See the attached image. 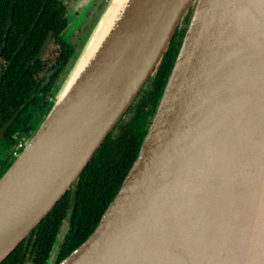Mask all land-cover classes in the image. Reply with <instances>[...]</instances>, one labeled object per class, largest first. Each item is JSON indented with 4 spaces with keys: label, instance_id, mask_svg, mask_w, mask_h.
<instances>
[{
    "label": "water",
    "instance_id": "water-1",
    "mask_svg": "<svg viewBox=\"0 0 264 264\" xmlns=\"http://www.w3.org/2000/svg\"><path fill=\"white\" fill-rule=\"evenodd\" d=\"M191 7L134 162L56 264H264V0H108L0 175V264L72 188L58 248L76 179Z\"/></svg>",
    "mask_w": 264,
    "mask_h": 264
},
{
    "label": "trees",
    "instance_id": "trees-1",
    "mask_svg": "<svg viewBox=\"0 0 264 264\" xmlns=\"http://www.w3.org/2000/svg\"><path fill=\"white\" fill-rule=\"evenodd\" d=\"M13 1V21L21 25V22L16 20H21L20 11L23 6V0ZM42 1H39V4L44 7V10L40 12L41 17L39 21L33 24L38 8L36 6L33 8L31 2L27 6V12H24V16H27V21H23L26 23V29L35 25L30 35L34 37L38 46L43 36H45L47 29L54 25L61 28L60 23L62 25V21L60 22L61 10L58 4L55 2L53 6L51 0H45V4L43 5ZM8 7L9 0H5L2 9L4 12L3 17L7 16ZM188 17L186 18L189 19ZM184 30H179L181 35H183ZM179 32L177 31L174 34L168 48L148 78L144 86L145 89L140 91L128 111L107 135L76 179L74 185L75 198L68 217V228L64 233L62 241L58 244L55 254L57 258L55 260L57 261L55 264L84 242L94 230L134 162L142 138L161 95L167 75L172 67L175 54L179 48L177 36ZM9 45L10 40H7L5 47L8 50L6 53L8 59L9 55L11 56L10 48L11 51L15 49L14 46L9 47ZM64 52L66 53L65 50ZM18 57H20V54L15 56L14 60L10 62L11 64L0 84V128L19 110L21 103L28 99L37 90V86H39V81L36 78V67L39 64L37 66L29 64L28 69L22 73L24 65L16 62V60L19 61ZM31 59L33 57L30 54L28 56V63ZM15 63L19 64V66H16ZM39 100V98H35L32 104ZM29 107L30 105L24 110L19 111L7 128L4 139L6 136L7 138L10 137L15 131L21 130V128L23 132L29 131L27 125L31 117ZM7 166L8 164L4 166L3 171ZM3 171L0 172V175ZM71 195L72 188L61 197L51 211L29 233L27 242L22 241L1 264H21L25 257L31 259L33 264H45L57 240L56 235L59 232L60 226L66 218ZM33 235L35 239L32 240Z\"/></svg>",
    "mask_w": 264,
    "mask_h": 264
},
{
    "label": "flooded vegetation",
    "instance_id": "flooded-vegetation-1",
    "mask_svg": "<svg viewBox=\"0 0 264 264\" xmlns=\"http://www.w3.org/2000/svg\"><path fill=\"white\" fill-rule=\"evenodd\" d=\"M4 1L5 0H0V84L2 82L3 76L8 70L9 65L11 64L10 62L14 60L15 56H18L20 54V57L17 58L19 61L16 60V62L24 65V69L23 71H21L22 73H24L28 69L29 64H31L32 66H37L39 64V66L36 67V78L39 81V86H37V90L28 99L24 100L19 106L20 109V107L24 104L22 109L20 110L22 111L28 105H30L28 109L29 112H31V117L29 119V123L27 124L29 131L23 132L21 128V130L12 133L10 137H5L4 140L7 146L5 145L4 141L0 145V172L3 171L5 165H9L8 162L12 158L11 155L21 149L19 148V144H22L23 147L26 139L30 138L35 133L47 110L50 108L51 103H53L56 90L60 86L63 78L65 77L68 69L73 62L74 57L78 53L83 40L87 36L85 32H87V30H90L93 19L100 10V6L103 4V2H106V0H51V4L54 6L56 2L61 10L60 22L62 21V25L60 23L61 28L57 27V25H54L53 27L47 29L45 36H43L42 41L38 46L35 42L34 37L30 35L33 26L35 25H32L29 27V29H26V23H24L23 21H27V16H24V12H27V6L30 2L32 3L33 8L34 6L38 8V11H36L37 15L34 19L33 24L39 21V18L41 17L40 12L44 10V7L39 4V1L41 0H23V6L20 11L21 20H16L18 22H21V25L13 21V0H9L7 16L3 17L4 12L2 11V9L4 6ZM42 4H45V0L42 1ZM191 10H193V7L191 8ZM81 11H85L83 20L82 22L80 21V25L75 26L76 28H74V26H71L72 24L69 20L72 18H78ZM189 19L186 18V21L188 20L189 22ZM70 27L74 28V32H69L66 35V32ZM179 30L180 28H178L176 32H179ZM184 33L183 35H181V33L179 32V34L177 35L179 46ZM7 40H10L9 47L14 46L15 48L12 51L10 48L11 56L9 55V59L7 58L6 54L8 50L7 47H5V43ZM64 50L66 51V53L64 52ZM30 54L32 55L33 59L29 60L28 63V56ZM17 63H15V65L19 66V64ZM142 89L145 88L143 87ZM35 98H39L40 100L32 104V101ZM61 226L58 234L60 233ZM58 234L56 235V237L58 236ZM27 237L23 241L27 242ZM31 239H35V236L33 235ZM54 245L50 255L55 252ZM27 256L29 255L27 254ZM49 258L45 264H48ZM55 259H57L56 255L54 257L53 264H55V262L57 261ZM21 264H33V261L28 257H25Z\"/></svg>",
    "mask_w": 264,
    "mask_h": 264
},
{
    "label": "rangeland",
    "instance_id": "rangeland-1",
    "mask_svg": "<svg viewBox=\"0 0 264 264\" xmlns=\"http://www.w3.org/2000/svg\"><path fill=\"white\" fill-rule=\"evenodd\" d=\"M93 1H95V0H93ZM107 1H108V0H106V2H107ZM79 2H81V1H79ZM106 2H103V4L100 6V10H99V12L97 13V15L95 16V18L93 19V22H92V25H91V27H90V30H87V32H85V34L88 35L89 32L91 31V29H92V27H93L95 21L97 20L98 16H99L100 13H101L100 11H102L101 9L104 8ZM191 8H192V7H191ZM191 8H190V10L188 11L187 16H190L189 13H191ZM84 12H85V11H81V12H80V16H79L78 18H75V19L72 18V19L69 20L70 23L72 24L71 26H74V28H76L75 26L80 25V21L82 22L83 17H84ZM187 16H186V17H187ZM188 18H189V17H188ZM187 24H188V20L186 21V18H185V21H184L182 27L180 28V30L185 29V28L187 27ZM74 28L70 27V28L68 29V31L66 32V35H67L69 32L73 33V32H74ZM86 37H87V36H86ZM86 37H85V38H86ZM83 41H84V40H83ZM82 43H83V42H82ZM81 46H82V44H81ZM79 50H80V48H79ZM79 50H78V51H79ZM60 242H61V241H59V243H60ZM59 243H58V244H59ZM56 251H57V249H55V252L53 253V258H52L51 260H49L48 263H49L50 261L53 263V260H54V257H55V254H56Z\"/></svg>",
    "mask_w": 264,
    "mask_h": 264
},
{
    "label": "built area",
    "instance_id": "built-area-1",
    "mask_svg": "<svg viewBox=\"0 0 264 264\" xmlns=\"http://www.w3.org/2000/svg\"><path fill=\"white\" fill-rule=\"evenodd\" d=\"M19 148H22V144H19Z\"/></svg>",
    "mask_w": 264,
    "mask_h": 264
}]
</instances>
